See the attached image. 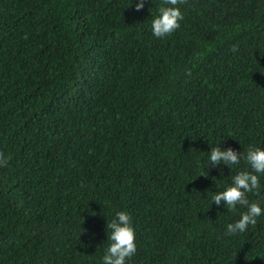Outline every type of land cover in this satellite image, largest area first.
<instances>
[{
  "label": "trees",
  "instance_id": "obj_1",
  "mask_svg": "<svg viewBox=\"0 0 264 264\" xmlns=\"http://www.w3.org/2000/svg\"><path fill=\"white\" fill-rule=\"evenodd\" d=\"M129 2L0 0V264H101L122 210L127 264H264V216L211 203L246 161H207L264 147V0H179L163 38Z\"/></svg>",
  "mask_w": 264,
  "mask_h": 264
},
{
  "label": "clouds",
  "instance_id": "obj_2",
  "mask_svg": "<svg viewBox=\"0 0 264 264\" xmlns=\"http://www.w3.org/2000/svg\"><path fill=\"white\" fill-rule=\"evenodd\" d=\"M148 0H130L128 7L139 12L145 7ZM152 2V0H151ZM179 0H162L150 23L152 35L163 38L177 28L183 20V12L178 6ZM241 159L246 161V167L238 170L231 178V183L223 190L214 192L211 203L220 205L224 202L228 209L237 210L239 218L226 225V232L234 235L244 233L248 227L255 226L258 218L264 216V206L261 202L248 199V194L258 191L260 180L258 174H264V147H251L246 153L232 147L222 149L219 145L210 147L207 152V161L213 165L223 163L231 169L240 164ZM200 174H204L201 172ZM205 175V174H204ZM106 252L100 258L101 264H127L137 251L136 230L131 215L127 211H119L115 217L107 222Z\"/></svg>",
  "mask_w": 264,
  "mask_h": 264
}]
</instances>
